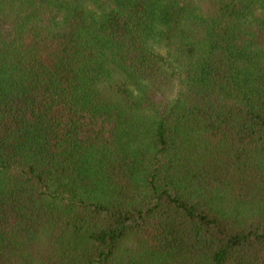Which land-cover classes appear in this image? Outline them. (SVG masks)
<instances>
[{
  "label": "trees",
  "instance_id": "1",
  "mask_svg": "<svg viewBox=\"0 0 264 264\" xmlns=\"http://www.w3.org/2000/svg\"><path fill=\"white\" fill-rule=\"evenodd\" d=\"M0 264H264V0H0Z\"/></svg>",
  "mask_w": 264,
  "mask_h": 264
}]
</instances>
